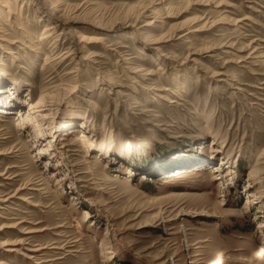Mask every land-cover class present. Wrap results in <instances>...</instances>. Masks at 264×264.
Wrapping results in <instances>:
<instances>
[{
	"label": "rangeland",
	"instance_id": "374dc122",
	"mask_svg": "<svg viewBox=\"0 0 264 264\" xmlns=\"http://www.w3.org/2000/svg\"><path fill=\"white\" fill-rule=\"evenodd\" d=\"M16 1L0 264H264V0Z\"/></svg>",
	"mask_w": 264,
	"mask_h": 264
},
{
	"label": "bare ground",
	"instance_id": "6f19581e",
	"mask_svg": "<svg viewBox=\"0 0 264 264\" xmlns=\"http://www.w3.org/2000/svg\"><path fill=\"white\" fill-rule=\"evenodd\" d=\"M12 1H14V2H11L10 0H5V1L0 0V7H2L3 5L8 6V11L7 12L4 13L2 10H0V20L3 23V25L4 26H8L10 28V30H12V28H13V27H10V26L14 25L16 27V30H13V32H14L13 34H15L16 31L17 32L19 31L21 36L23 37V39L20 38L21 40L17 39L16 41L11 42L9 40L8 36H6L7 34H5L3 29L0 27V45H2V43H5L8 50H12L13 46H15V48H18L19 50H21L18 46H24L25 48H29L30 45H32L33 47L35 46V47H37V49H39L40 46L34 45L33 43H35V42L31 43V41L29 40L31 38V33L29 32V29L26 28V26H25V24L23 22L22 10H23V8H25V5H23V3H25V1L22 3V6H21L20 9L17 8L18 7L17 1L16 0H12ZM202 1L203 0L198 1L197 4L199 5V3H202ZM27 4L28 3L26 2V5ZM53 14L54 13H52L51 15L53 16ZM3 20H6V22L3 21ZM50 20H51V22H53L52 19H50ZM220 23H222V22H220ZM148 25H151V24H148ZM55 29H56V27H52V25L51 26L47 25V28L45 29V31L52 33V32H54ZM198 31H200V30H198ZM50 36H51V34L50 35L48 34L45 37H42L41 40H39L40 42H38V43H41V41H43V39H47ZM75 38L79 42L80 46H84L85 45V47H87L88 45H93V44L96 43L95 38H92L89 35H87L86 33H82V32L76 33ZM28 43H29V45H27ZM30 50L34 51V49H30ZM52 52L53 51H51L48 54H46V56H47L46 57V63L43 66V70H46V68H49V67H52L54 70H56V67L58 65H61L63 63V61H65L66 58H63V57L58 58L57 56H54L55 54L53 55ZM48 61H50V62L48 63ZM2 73H3L2 76H6V75H8L9 71L3 69ZM9 76H10L11 79L13 78V77H11L12 76L11 74H9ZM54 79L55 78H53V77L52 78L49 77V80H48V82L46 84L47 86L44 87V90H43V92H42V94H41V96L39 98V101L36 103V105L33 106V105L30 104V111H31V113L33 115L35 113H38V109L45 108L46 107V106H44V104L46 103L45 100L47 98L53 97V93L58 91L57 86L55 85V82L53 81ZM11 90H13V89L10 88V91ZM81 137L85 138L86 136L83 134ZM44 151L46 153V150L42 149L41 154L44 153ZM221 163L224 164L223 162H221ZM219 170H220V168H217V171H219ZM256 199H257V197H256ZM14 245H19V244L15 243ZM260 257H262V256H260L258 251L255 252V254L253 255L254 259H258ZM225 258H226V255L222 251L218 255V257L215 260V262H213V264H226Z\"/></svg>",
	"mask_w": 264,
	"mask_h": 264
}]
</instances>
